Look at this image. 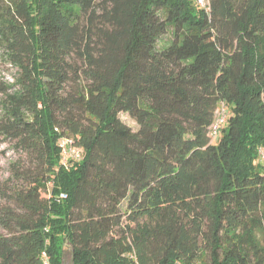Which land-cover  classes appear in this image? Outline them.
Here are the masks:
<instances>
[{"label":"trees","instance_id":"1","mask_svg":"<svg viewBox=\"0 0 264 264\" xmlns=\"http://www.w3.org/2000/svg\"><path fill=\"white\" fill-rule=\"evenodd\" d=\"M208 1L0 0V264H264V0Z\"/></svg>","mask_w":264,"mask_h":264},{"label":"rangeland","instance_id":"2","mask_svg":"<svg viewBox=\"0 0 264 264\" xmlns=\"http://www.w3.org/2000/svg\"><path fill=\"white\" fill-rule=\"evenodd\" d=\"M168 37V35L165 36L160 44L163 45V42ZM17 71V68L12 66L4 59L3 52L0 49V85H5L7 83L13 82ZM120 117L126 124L130 125L134 130H138L139 126L137 122L130 118L128 114L122 113ZM18 156L19 154L14 149V142L3 136H0V169L2 175L6 177L9 175L10 164L15 159H17ZM70 263V258L67 257L66 264Z\"/></svg>","mask_w":264,"mask_h":264},{"label":"built area","instance_id":"3","mask_svg":"<svg viewBox=\"0 0 264 264\" xmlns=\"http://www.w3.org/2000/svg\"><path fill=\"white\" fill-rule=\"evenodd\" d=\"M197 2L200 6L209 9L208 0H197ZM226 118H227V111L223 103L219 106V109L217 111L216 122L211 130V137L213 141L219 136V128L221 124H223L226 121ZM60 147L62 149V159L64 163H67L71 159L78 160L82 156L81 148L75 145V141L72 138H62L60 140ZM62 197H66V195L62 194ZM43 256L45 258V264H49V259L47 257L46 252L43 253Z\"/></svg>","mask_w":264,"mask_h":264},{"label":"water","instance_id":"4","mask_svg":"<svg viewBox=\"0 0 264 264\" xmlns=\"http://www.w3.org/2000/svg\"><path fill=\"white\" fill-rule=\"evenodd\" d=\"M73 262H74V259H72V261H71V263H70V264H73Z\"/></svg>","mask_w":264,"mask_h":264}]
</instances>
